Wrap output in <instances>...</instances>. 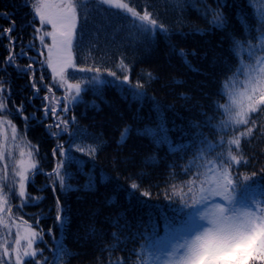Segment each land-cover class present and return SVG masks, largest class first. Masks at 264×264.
<instances>
[{"label": "trees", "instance_id": "16d2710c", "mask_svg": "<svg viewBox=\"0 0 264 264\" xmlns=\"http://www.w3.org/2000/svg\"><path fill=\"white\" fill-rule=\"evenodd\" d=\"M133 2L141 11L146 0ZM81 3L86 6L77 14L82 37L79 50L74 51L77 68L98 67L102 78L116 79L119 83L126 73L116 66L123 59L130 69L123 93L114 85H105L96 95L93 86L87 83V78L94 73L68 69V72L75 71V77L69 78V82L80 83L86 90L81 93L83 102L62 113L69 119L75 117V123L68 125V132H63L61 128L49 127L56 124L57 118L45 116L43 105L49 101L41 98L50 94L41 87L39 94L34 95L31 73L23 75L15 65L8 66L6 73L0 72V77L10 85L7 108L12 110L24 105L22 115L9 117L27 138V147L38 148V155L33 152L38 167L45 173L51 172L61 159L59 153L53 155V149L58 144L67 149L71 142L76 160L64 165L63 171L71 174L66 183L82 188L89 175L95 177L92 191L62 193L59 187L52 190V181L46 180L45 175L37 174L34 185H27V193L44 199L35 205L13 209L16 220L27 221L38 231L43 229V241L37 248L43 251L48 264H115L116 261L137 264L139 258L134 252H139L146 242L172 239L184 228L195 210L191 206L192 194L188 193L192 181L195 180L198 188L200 181L196 177L199 175L202 179L209 165L215 167L224 161L232 165L236 204H250L254 199L258 202L255 207H264V134L257 130L251 137L242 138L238 148L230 143L245 130L233 123L236 108L232 99L244 91L241 86L246 79L236 72L255 67V61L264 57V52L253 49L249 61L246 53L250 46L260 47L257 40L260 33L253 30L250 36L245 35V25L256 29L258 21L264 19V0H223L219 4L217 0H206V3L195 0L194 4L192 0H150L149 11L170 33L166 38L157 32L154 41L151 34L145 35L133 27L131 20L117 10L87 0ZM32 5L33 0L27 4L25 0H0V30L15 24L11 35L17 38L16 52L20 51V45L32 41L34 28L39 27L38 19L35 24L30 23ZM195 9L222 13L227 20L226 27L209 30V22L216 17L210 12L205 19ZM81 12L86 19L81 18ZM198 29L207 31L201 35ZM233 37L241 42L240 46L234 43ZM34 43L38 48L27 50L16 61L20 67L29 64V56L44 61L40 55L45 57V51L39 48V40ZM8 45L7 38L0 40V61L9 55ZM180 50L188 53V61L198 71L191 70L182 60L177 54ZM192 52L196 55H191ZM33 68L37 69L36 80L43 75V84L51 86L48 68L41 70L38 63H33ZM108 71H115L116 77L109 76ZM148 73L157 78L149 82ZM138 84L142 85L138 91L146 93L142 104L133 102L128 92L129 86L136 88ZM53 93L58 99L63 89L54 87ZM181 94L189 98H182ZM92 101L99 110L91 106ZM155 104L163 111L168 137L174 145L182 146L175 152H169L167 144L157 148L151 137L138 134L137 130L142 132L146 126L158 127L157 113L153 111ZM252 115L257 125H264V113ZM4 116L8 118L7 114ZM26 116H32L27 125ZM192 123L198 127L190 126ZM127 126L132 131L126 142L118 145ZM57 131H61L59 138L49 135ZM100 144L102 147L94 156L76 151L77 145L87 150ZM232 155L245 162L235 164L230 160ZM153 156L155 163L150 160ZM102 176L105 182H101ZM133 183L138 185L135 190L131 189ZM45 184L49 187L38 191ZM128 191L135 192L130 200L126 198ZM145 191L150 195H142ZM57 198L70 221L66 231L54 227ZM14 201L15 206L20 204L19 199ZM21 264L30 262L26 257Z\"/></svg>", "mask_w": 264, "mask_h": 264}, {"label": "snow or ice", "instance_id": "6c2138e0", "mask_svg": "<svg viewBox=\"0 0 264 264\" xmlns=\"http://www.w3.org/2000/svg\"><path fill=\"white\" fill-rule=\"evenodd\" d=\"M28 0H25L27 4ZM89 3H96L97 5H105L109 10H117L124 17L132 22V26L136 27L143 34H151L154 41L157 32L164 35L166 38L170 35L168 29L163 23L158 22V18L154 16L153 12L149 11L150 0H146L142 10L138 11L133 0L123 2V0H87ZM193 4L195 0H192ZM201 3H206V0H200ZM223 0H217V3H222ZM86 4H82L81 0H36L32 5L33 20L30 23L35 24L38 19L39 27L34 28L32 41L27 45H20V51L16 52L15 40L11 33L15 31V24L13 23L9 28L0 30V40L7 38L9 40L8 50L9 55L3 61H0V72L7 71L8 66L15 65L16 69L23 75L32 74L31 87L36 89L34 95H38L41 87L45 88L50 94L49 96L42 97V100H48L49 104L43 105L45 109V116H53L57 118L55 125L49 127L61 128L63 132H68V125L75 123V117L66 118L62 113H67L72 110L73 105H78L83 102L81 93L86 90L80 83H70L69 78L75 77V71L68 72V69L78 70L79 72H92L91 77L87 78V83L93 86L92 90L96 95L100 94L101 89L105 85H114L120 93L124 92V82L129 79L128 72L130 69L125 65L123 59L120 60L116 66L118 70L126 73L123 81L117 83V80L108 81L102 78L99 74L101 69L98 67L91 68H77L73 53L79 50L81 33L78 29V11ZM200 12L205 19L211 12L216 18L210 21V29L217 28L223 30L226 27L227 20L223 17L222 13H215L211 9L201 12L200 9H195ZM81 18L86 19V16L81 12ZM46 26L51 27V31H44ZM260 33L257 40L260 42V47L250 46L249 52L246 53L249 61L252 60L253 49L255 52H264V19L258 21L256 29L245 25V35L250 36L251 31ZM207 30H197L198 34L204 35ZM46 38L51 39V44H48ZM39 40V48H47V56L44 61H38L29 56V64L20 67L16 61L20 56H24L27 50L38 48L34 41ZM233 41L237 46H240V41ZM173 51L176 49L173 46ZM234 54H237L234 49H230ZM182 60L193 71H198L192 67L188 61V53L180 50L177 53ZM191 55L195 56L196 53L192 52ZM33 63H38L42 70L45 65L51 69L53 82L51 86L44 85L43 75L40 76L39 81L35 78L37 69L33 68ZM108 75L116 77L115 71H108ZM149 82L156 79L151 73H148ZM237 76H245V83L241 86L244 91L237 96H234L232 103L236 108L233 123L243 127L245 130L240 132V135L231 140L230 143L237 148L241 144V139L244 137H251L257 130H261L264 134V125H257L252 114L264 113V57L255 61V67L245 70L238 69ZM119 79V78H117ZM182 83V81H174ZM6 85H8L6 87ZM40 85V87H38ZM59 90L63 88L65 95L59 99L54 98L53 88ZM142 85H137L136 88L128 87V92L131 94L133 102H140L142 104L146 93L138 91ZM182 98L188 99L189 97L181 94ZM258 97V98H257ZM11 98L10 85L2 77H0V117L7 115H22L24 105L20 104L18 107L9 110L6 105V100ZM122 99L127 100V96L122 95ZM92 107L99 110V106L92 101ZM59 109V111H58ZM153 111L157 113L158 127L151 128L145 127L142 134L151 137L154 144L159 148L161 145H168L169 152H175L182 146L174 145L170 137L167 135V129L163 122V111L159 104H155ZM32 116L24 117V123L27 125ZM5 124L11 126L13 139L16 138V126L12 124L11 120L0 119V129ZM255 125V127L250 126ZM190 126L198 127L195 123ZM131 126L124 128L121 133L120 139L117 141L118 145L126 142L129 134L131 133ZM49 135H55L57 138L61 135V131L55 133L49 132ZM74 135V134H71ZM187 135V133H185ZM102 144L93 145L87 150L80 146H76V151L85 152V154L94 156L100 150ZM72 143H69L67 149L64 145L58 144L53 149V155L59 153L61 159L57 160L56 167L51 172L45 173L42 168L34 162L29 161L27 165L23 160L19 161V170L14 172L18 177V191L15 186L11 189L8 188L7 183L0 186V213L7 211L12 212V209L5 208V204L10 202L11 197L20 200L17 205V210L21 207H27L29 204H37L44 199V197H32L27 193L26 187L28 184H33L35 176L45 175L46 180H51L52 190L55 191L57 187L60 188L62 193L67 191H92L95 188V177L88 176L87 183L82 188H74L72 185L67 184L66 181L71 179V174L63 171L64 165L67 163L75 162L76 158L72 154ZM33 152L39 154L38 148H33L32 151L27 153L28 157H32ZM24 156V153H20ZM4 158V152L0 151V159ZM152 162H157L156 157H151ZM230 160L235 164L244 163L242 159L237 156H230ZM231 164L229 161H224L223 164L217 166L209 165L207 172L203 174V178L198 175L196 180L200 181L197 188L195 180L192 181L191 187L188 188V193L192 194V207L195 209L190 214V219L182 230H180L172 239L146 242L139 252L134 254L139 258L137 264H256L261 262L264 264V207H255L258 203L252 199V203L248 205L237 206L236 197L234 196L235 185L233 184L232 174L230 172ZM106 175V174H105ZM110 179V177L108 178ZM101 182H105V177H101ZM48 184H45L38 191H43ZM138 185L133 183L131 189L135 190ZM5 190L9 192V198L4 195ZM175 194V193H174ZM135 195L134 191H128L126 198L129 200ZM144 196L150 195L145 191L142 193ZM114 199V198H113ZM57 215L54 220L57 223L54 227L58 229L67 230L69 219L63 214V208L59 206L57 198ZM0 223L3 220L0 219ZM14 223V221H13ZM26 224L27 221H24ZM38 224V221H36ZM115 223V222H114ZM205 228L209 229L206 239H193L198 233H201ZM116 235L115 233L113 234ZM27 245L21 253L19 249L21 237L19 233L16 234L15 244L18 246L14 251L16 252L15 264H21V259L27 257L30 264H48L47 258L44 257L43 251H36L33 249V244L43 241V229L40 231L33 230L31 225L28 226ZM119 243V240L117 241ZM11 245L4 247V253H8V248ZM3 264H9L4 261ZM115 264H121L116 261Z\"/></svg>", "mask_w": 264, "mask_h": 264}, {"label": "rangeland", "instance_id": "374dc122", "mask_svg": "<svg viewBox=\"0 0 264 264\" xmlns=\"http://www.w3.org/2000/svg\"><path fill=\"white\" fill-rule=\"evenodd\" d=\"M35 2L36 0H33V4ZM73 2H75V0H73ZM44 31H51V27L46 26ZM46 41L48 44H51L50 38H46ZM43 49L45 51V57L43 60H45L47 56V48H43ZM73 57L75 60V52L73 53ZM48 71L52 75L50 68H48ZM51 78L53 81V77ZM230 94H232V92L229 93V96ZM64 95H65V90L63 89V95H59L58 99L63 97ZM7 117L8 118H6L5 116L0 117V119H4L6 121L11 120L10 119L11 117H9V115H7ZM12 124L14 123L12 122ZM70 138H71V135H70ZM0 151L4 152V158L0 159V186H2L4 183H7L9 189L15 186L18 191V177L14 175V172L19 170L18 162L23 160L25 162V165H27L29 161L35 163L34 153L31 158L28 157L27 153L32 150L29 149V147H27V138L22 132H19L17 129L16 138L13 139L11 126L7 124H5V126L2 129H0ZM21 152L24 153V156L20 155ZM26 191H27V188H26ZM4 195L6 198H9L10 194L7 190H5ZM14 199L17 200V198L11 197L10 202L8 204H5V208L7 209L10 207L12 209V212H13V209L17 208V205L15 206L16 203ZM241 205H248V203L241 202L237 206H241ZM12 212L8 213L7 211H5L4 213H0V219L3 220V223H0V264H3L4 261H8L9 264H15L16 252L14 251V249L18 247L15 244L17 233H19V236L21 237V241L19 245V249L21 253H23V250L25 249L27 245V239L25 237L28 235V226L30 224L28 225L27 223L25 224L23 221L16 220L15 219L16 217L12 215ZM33 230L38 231L35 227H33ZM38 244L39 242L33 244V249L36 251H39V248H37ZM8 245H11V247L8 248V253L5 254L4 247ZM24 258L26 257L22 256L21 263L23 262Z\"/></svg>", "mask_w": 264, "mask_h": 264}, {"label": "clouds", "instance_id": "9594fccd", "mask_svg": "<svg viewBox=\"0 0 264 264\" xmlns=\"http://www.w3.org/2000/svg\"><path fill=\"white\" fill-rule=\"evenodd\" d=\"M209 233V229L205 228L201 233H198L193 239H206L207 234Z\"/></svg>", "mask_w": 264, "mask_h": 264}, {"label": "water", "instance_id": "95a60500", "mask_svg": "<svg viewBox=\"0 0 264 264\" xmlns=\"http://www.w3.org/2000/svg\"><path fill=\"white\" fill-rule=\"evenodd\" d=\"M40 56L42 57V59H44V55L43 54H41Z\"/></svg>", "mask_w": 264, "mask_h": 264}, {"label": "flooded vegetation", "instance_id": "af4514ba", "mask_svg": "<svg viewBox=\"0 0 264 264\" xmlns=\"http://www.w3.org/2000/svg\"><path fill=\"white\" fill-rule=\"evenodd\" d=\"M39 55V54H38Z\"/></svg>", "mask_w": 264, "mask_h": 264}]
</instances>
